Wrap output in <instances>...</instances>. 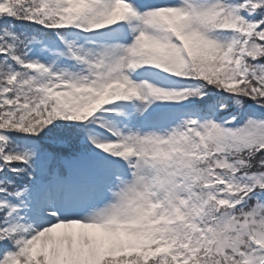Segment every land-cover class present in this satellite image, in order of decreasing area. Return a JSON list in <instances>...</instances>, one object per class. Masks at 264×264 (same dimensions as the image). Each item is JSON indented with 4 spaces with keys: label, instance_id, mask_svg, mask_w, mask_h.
Segmentation results:
<instances>
[{
    "label": "snow or ice",
    "instance_id": "obj_1",
    "mask_svg": "<svg viewBox=\"0 0 264 264\" xmlns=\"http://www.w3.org/2000/svg\"><path fill=\"white\" fill-rule=\"evenodd\" d=\"M0 264H264V0H0Z\"/></svg>",
    "mask_w": 264,
    "mask_h": 264
}]
</instances>
